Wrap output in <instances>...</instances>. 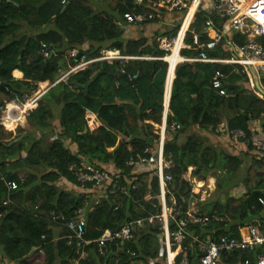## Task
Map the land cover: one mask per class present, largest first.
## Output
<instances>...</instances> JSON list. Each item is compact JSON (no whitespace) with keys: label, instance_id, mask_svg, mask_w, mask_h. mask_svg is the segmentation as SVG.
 <instances>
[{"label":"trees","instance_id":"trees-1","mask_svg":"<svg viewBox=\"0 0 264 264\" xmlns=\"http://www.w3.org/2000/svg\"><path fill=\"white\" fill-rule=\"evenodd\" d=\"M105 1H115V5L97 11L89 0H0V104L21 98L41 82H54L61 70L81 60L96 59L105 50L141 57L111 63L95 61L71 74L67 82L50 88L29 113L31 130L19 127L21 133L13 139V133L4 134L0 125V264H166L163 226L148 221V217L161 212L156 162L154 170L144 172L140 169L148 165L130 166L128 162L130 158L137 160L159 138V130L150 122H163L169 66L162 59L167 52L160 47L159 38L177 36L187 9L173 10L181 16L171 30L159 29L151 37L128 39L125 24L130 23L129 18L153 13L154 18L144 24L158 22L156 15L163 8L155 3L164 0ZM209 19L218 31L223 30L225 20L199 7L184 40L191 48H182V56L199 57L205 52L210 58L228 59L232 56L228 40L237 46L248 41L246 33L231 31L214 49L198 48L194 35L202 44L210 40L206 31ZM257 41L264 46V35ZM75 49L82 54L80 59L70 56ZM17 69L23 72L22 79L13 76ZM217 70L224 74L222 88L226 95L212 86ZM98 71L87 90L78 87L87 84ZM249 83L246 70L238 64L184 61L176 66L166 128L172 137L166 140L164 152L173 177L167 185V200L172 205L174 196V206L181 215L192 201L191 182L184 178L190 167L192 175L202 180L210 172L213 177L227 172L234 179L227 183L231 187L243 165L240 155L251 150L258 161H264V155L251 145L252 138L260 134L252 127L254 121H259L264 134V95L259 96ZM87 111L100 122L95 130L88 127ZM223 124L231 139L230 131L245 132L243 140H236L246 144L245 153L205 146L207 138L192 130L198 126V130L218 135ZM182 134L185 139L180 137ZM84 164L100 171L112 166L127 193L98 199L91 186L88 192H81L78 172ZM23 172L26 175L21 177ZM12 180L18 188L9 191L6 182ZM59 181L67 188H61ZM218 188L222 189L220 184ZM148 194L153 199H147ZM260 199L264 200L263 177L241 197L228 196L226 203L201 207V213L217 219L206 228L191 224L190 232L203 241L221 234L239 236V226L251 224L264 232V203ZM79 208L85 209L84 240L70 237L67 227L53 221L51 215L63 213L70 219ZM138 220H143V226ZM129 221L136 222L135 239L108 241L102 254L101 237L115 233ZM128 248L135 252L134 257ZM183 248L176 264L185 254L188 264H200L202 252L191 237L183 241ZM253 255V251L239 250L223 253L221 260L238 264Z\"/></svg>","mask_w":264,"mask_h":264},{"label":"built area","instance_id":"built-area-1","mask_svg":"<svg viewBox=\"0 0 264 264\" xmlns=\"http://www.w3.org/2000/svg\"><path fill=\"white\" fill-rule=\"evenodd\" d=\"M142 1V0H138ZM196 3V10L199 7H203L208 10L210 14L218 16L220 19L225 20L223 30L220 32L215 28L214 21L209 19L206 23V31L210 40L206 44H202L198 35H194V44L198 48L206 47L208 49H214L221 40L225 37V28H229L234 32L246 33L248 41L243 45H234L232 41H227V47L232 52V56L228 59L210 58L205 52L201 53L199 57H181L180 62L184 61H201L210 63H224V64H238L244 67L246 70L250 87L261 97L262 93L257 83L260 81V77H264V46L257 41V37L264 35V0H252L254 3L246 5V0H192ZM162 6L169 10L187 9L186 16L182 22L180 30L176 37L168 38L161 37L160 47L167 52L166 56L162 59L167 61V56L172 53L173 47L179 42L181 49L184 47L191 48L190 45L185 44V36L192 22L194 14L191 16L187 28L182 36V30L186 18L189 15L190 6L188 0H164L161 2ZM154 18L153 13L135 14L129 18L130 23L144 22L145 20H151ZM180 49V50H181ZM171 52V53H169ZM48 55V52L45 53ZM71 57L79 56L78 50H73L70 54ZM131 58L130 56L121 55L118 50H105L100 57L90 61H83L73 66L68 72L58 77L54 82H41L37 89L27 91L21 98H15L13 100H6L3 104H0V125L8 128L7 121H17L16 128L22 125V122L26 121L28 114L38 106V102L41 97L52 87L61 82H67L71 74L76 73L95 61H108L113 62L115 60H125ZM138 58V57H135ZM179 62V63H180ZM175 71V70H174ZM224 74L217 70L212 79V86L217 89L221 95H226V91L222 88V79ZM46 86H42L43 84ZM167 94L170 95V87L167 88ZM165 117L163 120V126L160 129L159 138L155 140L154 145L148 146L144 149L143 154L139 155L137 160L130 158L128 165L135 166L137 163L152 164L156 162V174L158 176L160 185L159 202L161 212L157 215L148 217L149 222H158L163 226V244L166 250V264H176V257L184 251L183 241L189 237L193 242L198 245V249L202 252L200 257V264H227L221 260L223 253H231L239 250H250L254 252L252 257L246 258L238 264H264V232H262L256 225H249L247 227V233L245 236L239 237L234 235L221 234L216 238H209L206 241L201 240L198 236H194L190 232V225H198L202 228L208 227L214 219L207 214H203L198 211H186L182 213L174 206L176 201L174 196L171 198L172 205L167 200L168 183L172 181L173 177L169 172L171 168V162L165 158V142H166V128L168 112V103L165 107ZM86 120L88 127L91 130H95L100 126L96 115L87 111ZM178 127V125L176 126ZM11 130L10 128H8ZM222 131L227 132L226 126L222 125ZM234 140H243L245 132L243 130H233L229 132ZM251 145L253 149L264 155V134L255 135L252 138ZM118 173L113 171H100L96 170L90 164H84L83 168L78 172V180L80 182L81 192H88L89 186L91 189L97 192V198H103L110 194H117L122 192L127 193V189L120 185L117 179ZM7 188L9 191L16 190L18 183L16 181H7ZM147 199H153L151 194L146 196ZM9 200L5 201L6 204ZM261 203H264L263 199H260ZM155 206V204H154ZM118 207H116L117 209ZM53 221L60 223L67 227L71 232V236L78 240H84V232L86 226L85 209L79 208L76 210L75 215L68 219L63 213H51ZM143 220H138L137 223H142ZM136 222H126L122 228L113 234H105L101 237L100 242L102 245L101 253H104L105 243L114 240H121L122 243L135 239V225ZM44 237V236H43ZM89 243V241H85ZM128 253L134 257L136 254L131 249H127ZM177 264H188L186 254L182 260Z\"/></svg>","mask_w":264,"mask_h":264},{"label":"rangeland","instance_id":"rangeland-1","mask_svg":"<svg viewBox=\"0 0 264 264\" xmlns=\"http://www.w3.org/2000/svg\"><path fill=\"white\" fill-rule=\"evenodd\" d=\"M111 2L112 3L109 4L105 0H99V2H98V0H89V4L92 7H94L97 11H99L101 9H105V8L106 9L107 8H109V9L112 8L115 5V1L114 2L111 1ZM248 3H249V0H246V5ZM188 5L189 6L192 5V0H188ZM167 13H171V18L173 19V21L171 22V24L173 23V25L166 27L167 30H171L175 26V23L177 21H179L181 13H176V11L170 12V11H168V9L163 8V10L160 11V13H158L156 15V18L158 19L157 23H159L161 20L163 21L164 17L167 15ZM164 26H166V25H164ZM148 31H149V29H148ZM224 32H226L225 36H227V35H230L231 30L229 28H225ZM173 50H174V52L177 50L176 46L173 47ZM169 53H171V52H169ZM83 61L84 60H81L80 62H83ZM172 63H173V61H172ZM172 63H169V71H171V70L173 71L176 68L177 64H178V63H176L175 65H173ZM71 68H69L68 70H65V69L61 70V72L58 75V77H60L64 73L68 72ZM13 76H15L14 75V71H13ZM16 76H19V73H17ZM263 80H264V78L260 77L261 84H262ZM46 82H48V81H46ZM166 84H167V82H166ZM151 123H153V122H151ZM20 127L22 129H25V130H31V128L29 126V123H28V118H26L25 122H22V125ZM153 127L155 129H158L159 133L161 132L159 124H155L154 123ZM2 128H3L2 131H3L4 134H7L8 132H12L13 133L14 136H12L10 139H13V137L18 136L19 133H21L18 130L19 127L11 129V130H9L8 128H5L4 126H2ZM192 130H194V127H193ZM194 131H196L203 138H207V140L205 142V146H213L214 145L215 147H217L221 151L231 152L229 147L226 146L227 145V141L225 139H223V137L220 138V139L217 138L216 141H215V139L212 137V135H210V133H206L207 131L206 132H202V130L198 131V129H196ZM171 137H172L171 134L167 131L166 132V140L170 139ZM180 137L183 138V139L186 138L185 135H183V134ZM211 137L213 138L212 140L210 139ZM183 139H181V140H183ZM70 147H73V146L70 145ZM73 150H74V147H73ZM240 158L243 159V165H242L241 169L238 170V174H237V179L238 180H236L235 183L233 184V186H231V187L228 186L227 183L232 182L234 179H233V177L231 175H227V172L223 171L222 173L218 174V176H216V177L211 176L212 173L210 172L207 175V179L206 180H202V179H200L199 176H193L192 175L193 168L190 167L188 172L184 175V178L189 180L191 182V185H192L193 195L190 198L192 200L190 202V207L194 208L196 210H200L201 207L202 208L203 207H208L214 202L226 203V201L228 199V196H232V197L238 196L239 193L236 191L237 188H238L237 186H239L240 188H246V190H247V188H249V187H252V188L255 187L257 185V183H259L261 178L262 177L264 178V161H258L254 151L252 152L251 150H249L248 154H246V155L242 154V155H240ZM154 164H155V162L153 161L152 164H148V166L143 167L146 170L145 169H140V171L144 172V171H147V170H154ZM216 172L219 173V171H217V170H216ZM25 175H26L25 172L20 174L21 177H24ZM219 184H220L222 189L218 188ZM58 185L61 188H67V185L63 181H59ZM224 185H225V187H224ZM138 224L143 226L144 222L138 223ZM58 230H61V229H58Z\"/></svg>","mask_w":264,"mask_h":264},{"label":"crops","instance_id":"crops-1","mask_svg":"<svg viewBox=\"0 0 264 264\" xmlns=\"http://www.w3.org/2000/svg\"><path fill=\"white\" fill-rule=\"evenodd\" d=\"M251 1L252 0H249V3H251ZM162 1H160L159 3H155L159 8H165L164 6H162V3H161ZM248 3V4H249ZM253 4L254 3H251V6H253ZM167 9V8H166ZM175 10H177V9H175ZM168 11H170V12H173V10H169L168 9ZM197 10H195V6L193 5L191 8H190V11H189V15H188V17L186 18V20H185V23H184V27H183V30H182V36H183V33L185 32V30H186V28H187V25H188V23H189V21H190V18H191V16L194 14V12H196ZM173 21V19L171 18V13H167V15L164 17V20L162 21H160L159 23H146V24H144V22H138V23H128V24H125V37L126 38H135V39H137V38H139L141 35H144V36H149V37H151L152 35H153V33L154 32H156V31H158L159 29L162 31V30H166L167 28V26H169L170 24H171V22ZM164 25H166V26H164ZM148 29H149V31H148ZM153 32V33H152ZM163 37H167V36H163ZM180 47H181V44H180V46H176V51L173 53V55L168 59V62L169 63H172V60L174 59V58H176L177 59V61H176V63H178V59H179V49H180ZM171 55V54H170ZM169 55V56H170ZM168 56V57H169ZM182 56V55H181ZM131 58H129V59H137V58H135V57H132V56H130ZM182 57H184V56H182ZM138 58H141V57H138ZM129 59H125V60H129ZM181 63V62H180ZM169 65V64H168ZM178 65V64H177ZM175 70V69H174ZM174 70L172 71H169V66H168V73H169V79H168V86L171 88V81H172V78H173V75H174ZM16 72H18L19 73V76H16ZM14 77L16 78V79H22L23 78V72H21L20 70H15L14 71ZM168 77V76H167ZM167 82V81H166ZM259 83H260V81H259ZM45 84V83H44ZM261 84V83H260ZM166 90H167V84H166ZM167 91H166V95H165V107H166V105H167V103L169 104V102L168 101H166L167 100ZM168 97H169V100H170V95H168ZM165 111H166V109H164V113H163V120H164V117H165ZM167 114H168V112H167ZM166 119H167V115H166ZM99 122V121H98ZM151 123V122H150ZM152 124H154V123H152ZM163 126V122H162V124L161 125H159V127H160V129H161V127ZM252 127H253V129L254 130H256V131H259V132H261V127H260V123H259V121H254L253 123H252ZM196 129H198V126H194V130H196ZM198 131H200V130H198ZM202 132H206L205 130H202ZM206 133H210V132H206ZM210 135H212V137L215 139V141H216V139L217 138H222L223 137V139H225L226 141H227V147H229V149H230V151L233 153V154H240L241 152H246V150H248V148H247V146H246V144L245 143H243L242 141H240V142H236V140H234L233 141V139H231V138H229V135L228 134H226V132H224V131H222V125L219 127V131H218V135H216V134H212V133H210ZM210 138L211 140L213 139V138ZM214 141V140H213ZM108 169L109 170H111V171H113V168H112V166H108ZM113 172H115V171H113ZM238 188H237V192L239 193L238 194V196H236L237 198L238 197H241V196H243L244 195V193L246 192V188H240L239 186H237ZM235 197V198H236ZM189 211H198V212H200L199 210H196V209H194V208H191V207H189ZM235 224L237 225L238 223L237 222H235ZM238 231H239V237H242V236H245L246 235V233H247V227H243V226H239V228H238ZM58 233V232H57ZM59 235V233L57 234V236ZM211 239V237H208L207 239ZM9 264H15L14 262H10Z\"/></svg>","mask_w":264,"mask_h":264},{"label":"bare ground","instance_id":"bare-ground-1","mask_svg":"<svg viewBox=\"0 0 264 264\" xmlns=\"http://www.w3.org/2000/svg\"><path fill=\"white\" fill-rule=\"evenodd\" d=\"M196 3H197V1H195V2H193V4L190 6V8L194 5L195 6V10H196ZM177 47L178 46H180V42L176 45ZM180 49H181V47H180ZM180 49H179V59H178V64H179V62H180V60H181V54H180ZM173 53H174V50L172 49V53H171V55L168 57L167 56V62H168V59L173 55ZM173 65H175L176 64V61H177V59L176 58H174L173 60ZM168 64H169V62H168ZM46 84H43V86H45ZM169 95V94H168ZM168 95H167V100H169V97H168ZM166 100V101H167ZM6 124H7V126H8V128H10V129H14V128H16V126L18 125V122L17 121H7L6 122ZM199 184V183H198Z\"/></svg>","mask_w":264,"mask_h":264},{"label":"water","instance_id":"water-1","mask_svg":"<svg viewBox=\"0 0 264 264\" xmlns=\"http://www.w3.org/2000/svg\"><path fill=\"white\" fill-rule=\"evenodd\" d=\"M73 1H75V0H69V2H73ZM81 56H82V54L81 53H79V56H78V59H80L81 58ZM99 71L93 76V78L87 83V84H85V85H80V84H78V87H84L86 90L88 89V87H89V85L98 77V75H99ZM168 79H169V73H168V77H167V88H169V86H168ZM172 82V81H171ZM74 83V82H73ZM257 87H258V89L262 92V93H264V89L262 88V86H261V84L258 82L257 83ZM168 102H169V100H168Z\"/></svg>","mask_w":264,"mask_h":264}]
</instances>
